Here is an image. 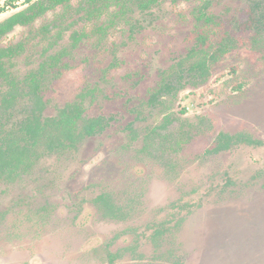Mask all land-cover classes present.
Instances as JSON below:
<instances>
[{"label": "rangeland", "instance_id": "rangeland-1", "mask_svg": "<svg viewBox=\"0 0 264 264\" xmlns=\"http://www.w3.org/2000/svg\"><path fill=\"white\" fill-rule=\"evenodd\" d=\"M35 1L0 0V22ZM109 3L86 13L73 0L72 9L0 41L24 46L10 69L18 79L64 53L43 85L45 117L83 94L88 117L111 120L77 149L47 154L15 182H0V264H107L109 253L131 247L136 253L126 250L115 264H264V145L204 154L219 133L264 143V29L256 34L247 23L264 0H158L124 14ZM204 5L237 48L203 84L149 106L165 73L194 47ZM4 90L0 83V100ZM164 117L174 122L155 134ZM187 132L191 141L175 146ZM102 193L128 212L125 221L101 216L92 200ZM174 202L190 210H171ZM162 223L170 230L155 247L150 236Z\"/></svg>", "mask_w": 264, "mask_h": 264}, {"label": "trees", "instance_id": "trees-1", "mask_svg": "<svg viewBox=\"0 0 264 264\" xmlns=\"http://www.w3.org/2000/svg\"><path fill=\"white\" fill-rule=\"evenodd\" d=\"M72 1L37 0L30 3L25 9L0 22V41L16 27L30 26L37 19L57 8H62L64 11L72 9ZM83 2L87 6L84 8L86 13L92 9L102 11L110 6L109 2H113L119 8V12L129 6H135L139 11L145 12L158 0H83ZM202 8L203 11H199L195 19L202 22V25L197 28L200 31L196 32L194 47L190 49L188 55L178 61V64L170 68V72L165 73L166 78L162 79L160 87L150 95L149 106L158 105L163 95L174 96L186 86L197 87L203 84L210 77L211 66L237 48V38L225 29L224 23L220 22L221 17L206 13L207 5ZM247 23L256 31V34L264 29V11L259 3L251 7ZM73 35H75L72 37L74 42L79 41L80 37ZM23 50L22 43L0 45V83L5 86L0 100V182H15L28 174L38 160L47 154L77 149L85 139L103 134L109 128L111 121L100 115L88 117L83 107L85 98L83 94H79L77 100L58 109L55 116L45 117L43 113L47 107V101L43 95V85L64 53L49 55L36 70L29 72L23 79H18L14 77L10 69L13 66L12 61L19 57ZM199 120L206 121L203 118ZM173 122L174 119L164 117L163 123L153 132L157 134L159 130H165ZM191 136L189 132L183 133L175 138L173 144L180 147L184 142L191 141ZM240 144L254 147L264 145L262 141L255 140L248 134L219 133L204 154L216 155ZM92 204L104 219L123 222L128 218V212L119 206L109 193L96 196ZM169 208L190 210L187 204L176 202L170 204ZM183 220L184 218L178 219L175 225L180 226ZM169 230L170 227H166V223L153 226L150 239L155 247L158 245L157 240ZM119 236L120 234L114 236L112 242ZM126 250H133L136 253V248L134 250L132 247L115 254L109 253L107 264H115ZM173 264H182V261L177 260Z\"/></svg>", "mask_w": 264, "mask_h": 264}, {"label": "flooded vegetation", "instance_id": "flooded-vegetation-1", "mask_svg": "<svg viewBox=\"0 0 264 264\" xmlns=\"http://www.w3.org/2000/svg\"><path fill=\"white\" fill-rule=\"evenodd\" d=\"M101 116V115H100Z\"/></svg>", "mask_w": 264, "mask_h": 264}]
</instances>
